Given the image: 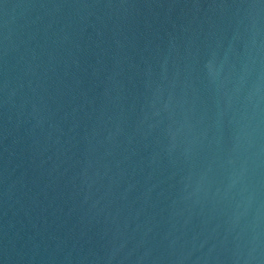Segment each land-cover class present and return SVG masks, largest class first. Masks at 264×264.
Returning a JSON list of instances; mask_svg holds the SVG:
<instances>
[{
  "label": "water",
  "instance_id": "95a60500",
  "mask_svg": "<svg viewBox=\"0 0 264 264\" xmlns=\"http://www.w3.org/2000/svg\"><path fill=\"white\" fill-rule=\"evenodd\" d=\"M0 264H264V0H0Z\"/></svg>",
  "mask_w": 264,
  "mask_h": 264
}]
</instances>
